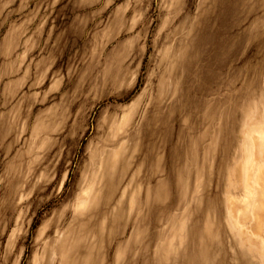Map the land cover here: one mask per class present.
<instances>
[{
  "label": "rangeland",
  "instance_id": "1",
  "mask_svg": "<svg viewBox=\"0 0 264 264\" xmlns=\"http://www.w3.org/2000/svg\"><path fill=\"white\" fill-rule=\"evenodd\" d=\"M258 134L264 0H0V264H264Z\"/></svg>",
  "mask_w": 264,
  "mask_h": 264
},
{
  "label": "bare ground",
  "instance_id": "2",
  "mask_svg": "<svg viewBox=\"0 0 264 264\" xmlns=\"http://www.w3.org/2000/svg\"><path fill=\"white\" fill-rule=\"evenodd\" d=\"M257 140H258V146L257 147L259 149H262V148L264 149V138H263V135L259 134L257 136ZM257 151H259V150H257ZM259 183H261V185L264 184V178H262L261 175L259 177ZM255 196H256V201L257 202L255 204V208H254V213L253 214H254V217L256 218V222H257L256 226L258 227V226H260L262 224L263 217H264V193L260 189ZM246 210H247V208L245 206V210L243 211L244 213L242 215V218L246 217V215H245Z\"/></svg>",
  "mask_w": 264,
  "mask_h": 264
},
{
  "label": "crops",
  "instance_id": "3",
  "mask_svg": "<svg viewBox=\"0 0 264 264\" xmlns=\"http://www.w3.org/2000/svg\"><path fill=\"white\" fill-rule=\"evenodd\" d=\"M259 135V134H258Z\"/></svg>",
  "mask_w": 264,
  "mask_h": 264
}]
</instances>
